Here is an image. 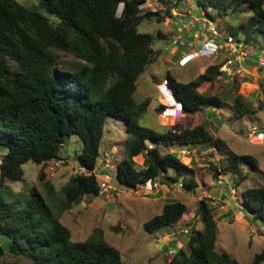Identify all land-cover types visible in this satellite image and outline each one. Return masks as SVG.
<instances>
[{"label": "trees", "instance_id": "obj_1", "mask_svg": "<svg viewBox=\"0 0 264 264\" xmlns=\"http://www.w3.org/2000/svg\"><path fill=\"white\" fill-rule=\"evenodd\" d=\"M184 1L173 0L170 10L180 8ZM194 1L211 21L215 19L212 11L222 15L240 6L239 0ZM242 2L247 3L252 16L231 34L239 44L255 45L264 39V0ZM146 3L147 0H39L28 8L16 0H0V151L5 150V154L0 152V256L13 259L1 264H124L118 250L106 241L92 236L84 242H74L71 231L60 222L61 214L81 198L102 195L96 169L109 118L127 125L125 157L115 172L119 186L135 191L140 185L154 188L157 182L170 186L182 180L186 191L198 187L195 170L169 149L175 145L217 144L209 128L203 124L193 128L175 124L160 133L140 124L151 100L138 103L135 94L159 55L153 48L155 37L140 33L139 27L144 21L164 20L161 12L144 13L140 7ZM240 35L243 39H239ZM60 54L80 62L60 68ZM221 67L211 65L197 80L188 83L179 82L168 72V85L185 116L225 108L228 97L207 96L199 91L202 84L226 77ZM158 108L165 109L161 105ZM230 110L239 118L258 112L241 95L235 97ZM72 135L83 141L82 152L74 153L81 171L62 189L56 212L34 190L16 197L1 192L8 182L25 180V164L45 167L63 161L62 149ZM163 148L168 151L163 153ZM141 155L143 166L136 161ZM211 156L215 158V153ZM226 158L223 167L210 162L214 179L222 172L240 178L243 165L251 164L256 169L259 164L250 155L231 153ZM39 180L44 183L48 199H54L56 192L44 168ZM243 180L238 181V186ZM242 198L244 209L264 222V187L247 189ZM214 211L210 199L199 202L193 219L196 222L200 217L203 229L197 230L196 223L189 234L183 233L185 247H176L174 240L177 251L168 264H241L230 254L217 252ZM187 212L183 202L170 201L143 227L152 234L181 222ZM263 263L264 251L256 254L250 264Z\"/></svg>", "mask_w": 264, "mask_h": 264}, {"label": "rangeland", "instance_id": "obj_2", "mask_svg": "<svg viewBox=\"0 0 264 264\" xmlns=\"http://www.w3.org/2000/svg\"><path fill=\"white\" fill-rule=\"evenodd\" d=\"M16 1L28 8H33L39 2V0ZM242 1H238L240 6L237 7V11L230 10L222 15L212 11V16L215 18L213 21L196 6L194 0H186L180 8L173 10H170L173 0H167L166 3L150 0L149 6L142 10L144 13L161 12L160 15L164 20L162 23H158L155 19L144 21L139 27L140 33H149L155 37L153 48L159 55L156 63L151 65L143 76L135 94L138 103L146 99L151 100V106L140 120V124L160 133L175 124L182 128H193L203 124L209 128L214 141L218 142L212 144L222 148V152L217 146H211L212 144L201 147L185 145L170 147L171 153H178L181 160L195 170L198 187L193 190L186 191L182 180L179 182L180 186L179 183L170 186L157 183L154 188L140 185L135 191L125 189L117 183L115 172L118 162L125 157L127 125L121 120L109 118L101 147L100 159L104 162L98 163L97 173L100 181L107 176L109 185L114 190L104 191L98 198L83 197L78 204L61 214L60 222L71 231L74 242H84L93 236L106 241L118 250L124 264H168L177 251L176 245L173 246L174 240L177 242L176 247L179 248L185 244V238L181 237L185 229L191 230L196 223L197 230L203 229L202 219L198 217L195 222L193 217L196 215L199 202L208 198L212 205L216 206L214 211L218 227L216 250L219 254L226 252L241 264H250L256 254L264 251V222L253 218L252 214L242 206L243 191L264 187V39L248 46L241 42L240 46L234 48L237 52L222 41V48L217 55L195 58L183 67L178 65L180 53L176 48L177 45H172L177 30L176 22L181 18L179 14L185 15L183 26L190 19L198 20L196 25H206L210 21L218 26L223 38L232 35L235 28L245 25L252 16V13L247 11V3ZM120 13L119 11L118 17ZM190 26L195 27L194 23ZM192 30L198 31L197 28ZM233 38L235 41L236 38ZM241 38L240 35L239 39ZM200 48L199 43L193 49L183 45L182 51L193 53ZM60 56V68L68 67L73 61L80 62L68 54H60ZM230 58H233L231 64L228 63ZM211 65H221V71L226 77L202 84L199 91L207 96L228 97L224 101L225 108L220 110L210 108L195 115L185 116L183 113L177 115L180 107H175L176 100L173 96L167 98L161 93L168 72L170 71L179 82L188 83L197 80L199 74L204 73ZM237 95L243 96L247 103L253 105L258 110L257 115L246 118L233 115L229 108H232V102ZM160 105L165 109H159ZM66 145L72 147L75 154L82 152L83 141L76 135L70 136ZM162 151L165 153L168 149L163 148ZM0 152L5 154V150ZM212 152L215 153L214 161L219 167L224 166V159H227L226 156L231 153L250 155L259 164L256 169L251 164L243 165V174L240 178L222 172L216 180L210 167V162L214 159L211 156ZM63 159L59 167L54 166V163H48L45 167L37 166L32 162L25 164V180L8 182L1 192L16 197L18 193L34 190L46 199L48 205L56 212L62 199V189L81 171L74 155ZM136 161L143 166L142 155ZM43 168L47 180L53 184L56 192L52 200L46 196L44 183L39 180ZM242 177L245 180L238 186V181ZM220 178L224 180L222 185L219 183ZM170 201H181L187 205L188 212L181 223L152 234L145 231L143 225L152 217L159 215L163 206ZM6 261L13 259L7 255L0 256V264Z\"/></svg>", "mask_w": 264, "mask_h": 264}, {"label": "built area", "instance_id": "obj_3", "mask_svg": "<svg viewBox=\"0 0 264 264\" xmlns=\"http://www.w3.org/2000/svg\"><path fill=\"white\" fill-rule=\"evenodd\" d=\"M150 0L147 1L146 4L142 5L140 7L141 10L147 8L149 6ZM177 30L175 34V39L173 44L177 45L178 42H180V37L184 32L185 25H182V22H177ZM203 28L199 29L198 31H195L192 35V39L189 41L183 40V45L187 46L188 48L193 49L194 46L199 43L201 44V48L198 51H192L183 53L178 58V65L183 67L186 66L189 62L193 61L195 58H202V57H212L214 55H217L222 48V41H224L227 45L231 46V48H237L240 46V44L235 40L232 35L223 38L218 26H216L213 22H207L206 25L202 26ZM223 39V40H222ZM235 50V49H234ZM237 52V50H235ZM233 55V54H232ZM231 55V56H232ZM233 58H230L228 61L229 64H231ZM223 72V71H222ZM164 97L170 98V96H173L172 90L170 89L167 81L163 83V91L161 92ZM179 113H177L178 115ZM176 117L177 115L174 114ZM1 163V161H0ZM63 163V161H56L54 162V166L59 167V164ZM53 170V168H52ZM98 169H96L97 171ZM109 178L105 176V179L101 181V188L102 192H111L114 190L111 188V185H109ZM224 182L223 178H220L219 183L222 185ZM157 184V183H156ZM156 184L154 185L156 187ZM181 188V187H180ZM184 234H189V230L185 229L183 232Z\"/></svg>", "mask_w": 264, "mask_h": 264}, {"label": "crops", "instance_id": "obj_4", "mask_svg": "<svg viewBox=\"0 0 264 264\" xmlns=\"http://www.w3.org/2000/svg\"><path fill=\"white\" fill-rule=\"evenodd\" d=\"M180 15V20L178 21V23L179 22H183L184 21V17H185V15H181V14H179ZM196 22H199L198 20H196V19H190L189 20V22L188 23H186L185 24V32L183 33V35H181V37H180V43H179V45L177 44V49H178V51H179V53L181 54L182 52H184V51H182V48H183V40L184 41H189L190 39H191V37H192V35H193V33L195 32L194 30H192V29H196L197 28V30L200 28V26L201 25H196ZM177 23V22H176ZM191 23L193 24L194 23V25H195V27L194 28H191ZM201 29V28H200ZM193 31V32H192ZM192 32V33H191ZM173 43V42H172ZM173 45V44H172ZM175 46V45H174ZM181 47V48H180ZM181 51V52H180ZM179 54V55H180ZM171 152V151H170ZM73 155H74V149L72 148V147H70V146H67V145H65L64 147H63V149H62V157L63 158H70V157H73ZM213 160V162H215L214 160H215V158L214 159H212ZM99 162H104L103 160L101 161V159L98 161V163ZM162 186H166V185H162ZM215 199H217V198H215ZM213 203H211V205H212ZM212 207L214 208V210H215V208H216V206L214 207L213 205H212ZM215 215V214H214ZM186 216V215H185ZM184 216V217H185ZM184 217H183V219H184ZM179 223H181V222H179ZM241 263V262H240Z\"/></svg>", "mask_w": 264, "mask_h": 264}, {"label": "clouds", "instance_id": "obj_5", "mask_svg": "<svg viewBox=\"0 0 264 264\" xmlns=\"http://www.w3.org/2000/svg\"><path fill=\"white\" fill-rule=\"evenodd\" d=\"M147 1H148V0H147ZM120 8H121V7H120ZM122 10H123V9H122ZM119 11L121 12V10L118 9V12H119ZM121 13H122V12H121ZM121 13H120V16H121ZM201 26H203V25H201ZM201 26H200V28H201ZM200 28H199V29H200ZM199 29H198V30H199ZM175 34H176V33H175ZM174 39H175V36H174V38H173V42H174ZM172 44H173V43H172ZM173 45H174V44H173ZM186 52L188 53V51H184V52H182V53L180 54V56H181L183 53H186ZM167 83H168V82H167ZM172 93H173V92H172ZM174 96H175V95L173 94V98H174ZM174 99H175V98H174ZM177 103H178V102L176 101V106H175V107H180V110H178L177 113L181 114V113H182V105H181V103H180V104H177ZM169 109L171 110V108H169ZM171 111L173 112V110H171ZM174 111H176V110H174ZM157 183H159V182H157ZM180 184H181V183H179V186H180ZM182 185H183V183H182Z\"/></svg>", "mask_w": 264, "mask_h": 264}, {"label": "water", "instance_id": "obj_6", "mask_svg": "<svg viewBox=\"0 0 264 264\" xmlns=\"http://www.w3.org/2000/svg\"><path fill=\"white\" fill-rule=\"evenodd\" d=\"M120 7H121V9H120ZM120 7H119V10H121V12H122V9H123V7H124V4L120 5ZM174 98H175V100H176L178 103H180V101L176 98V96H174Z\"/></svg>", "mask_w": 264, "mask_h": 264}, {"label": "bare ground", "instance_id": "obj_7", "mask_svg": "<svg viewBox=\"0 0 264 264\" xmlns=\"http://www.w3.org/2000/svg\"><path fill=\"white\" fill-rule=\"evenodd\" d=\"M121 9V8H120Z\"/></svg>", "mask_w": 264, "mask_h": 264}]
</instances>
